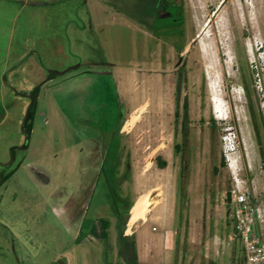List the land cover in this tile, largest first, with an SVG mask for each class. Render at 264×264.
<instances>
[{
    "label": "rangeland",
    "instance_id": "1",
    "mask_svg": "<svg viewBox=\"0 0 264 264\" xmlns=\"http://www.w3.org/2000/svg\"><path fill=\"white\" fill-rule=\"evenodd\" d=\"M101 1L0 0V109L3 93L9 110L0 178L11 174L0 182V264H127L116 202L134 205L148 192L157 202L130 234L138 264H245L241 241L230 242L235 225L222 200L233 183L224 150L234 148L230 157L260 197L264 0L246 8L238 0L224 8L221 0H190L195 40L184 66L175 71L176 54L160 76L156 40L145 36L154 32L157 0ZM182 31L171 27L162 37ZM21 61L41 86L27 147L31 98L5 84ZM96 62L123 69L83 73ZM133 68L138 73L129 75Z\"/></svg>",
    "mask_w": 264,
    "mask_h": 264
},
{
    "label": "flooded vegetation",
    "instance_id": "2",
    "mask_svg": "<svg viewBox=\"0 0 264 264\" xmlns=\"http://www.w3.org/2000/svg\"><path fill=\"white\" fill-rule=\"evenodd\" d=\"M229 1L230 0H221L219 8H224ZM101 2H104V0H102ZM23 3L26 4L25 2H23ZM238 3H239L238 5H240L243 8H246V6L248 4L249 5L252 4L251 2H249V0H238ZM33 5H40V4L33 3ZM176 9H177V11L180 12V15L178 17L174 16V11ZM154 11H155L156 16H154V18H151V21L153 24V31H154L151 33V35L153 37V40H156V51H155L156 59H161V62L164 60V62H162V64L168 66L169 64H167V63H170L171 59L168 55L166 45L167 44H173V45H175V49H176L177 56H178V60L174 64V68H175V71L180 70L184 66L185 60L183 59V56L186 54L184 51H185V48H186V45L188 42V36L190 34V31L192 30L191 26H193L192 25L193 15H192V11L190 8V0H157L156 1V7H154ZM77 16H78V13H77ZM90 17L91 18L93 17V15H91V11H90ZM79 18L82 19L81 17H79ZM87 19L88 18H86L85 20L87 21ZM239 20L240 19L238 16V18H237V20H235V22L239 23ZM82 21H83V19H82ZM181 25L183 26L182 32L170 33L167 35V37H169V38L162 37L163 31L165 33L171 27L175 31V28L178 26H181ZM170 38H172V40ZM181 38H182V40H181ZM165 39H167V40H165ZM174 40H177L178 42H176V41L174 42ZM181 41H183V44L181 43ZM159 43H162L161 49L158 47ZM79 65L81 66L83 64L81 63ZM85 65L88 68H86L87 70L84 71L83 73H86V74L90 73V74H94V75H98V76H103L106 74H112V68H113L112 64H107V63H103V62H101V63L96 62V63H88ZM80 66H78V67H80ZM51 74H54V75L51 76ZM51 74L47 80H51L52 78H54L55 75H57L54 72H52ZM32 92L33 91H31V93ZM40 92H41V86H40ZM31 93H29V97H30ZM18 94H20V93H18ZM21 95H24V94H21ZM39 95H40V93H39ZM38 98H39V96H38ZM31 102H32V100H31ZM30 107H31V105H30ZM30 107L28 108V110L30 109ZM28 110H27V113H28ZM36 115H37V113H36ZM26 116H27V114H26ZM26 116H25V118H26ZM122 120H123V117L120 120V126H119L118 131H117L118 135L120 137V140H121V137L124 133V127H125L124 124H122L123 123ZM120 162H121V159H120L119 163L117 164L118 167L115 169L114 175L116 177H117V171L120 167L119 166ZM125 168H126V171H128L130 169V163L128 160H125ZM120 199L121 200L116 202L118 207L115 208V214H116L115 217L117 218V220L119 222L122 221L123 218H125L127 216L126 215V207H127V205H129V204H125L123 202L124 199H122L121 197H120ZM119 206L122 209V211L119 209ZM127 224H128V220L126 222V225ZM125 236H131V235L126 234V229H125ZM120 246H122V253H123V254L121 253V256H123L125 258V262L127 264H129L133 259V255L130 253V249H129L130 247H129L128 241L121 240Z\"/></svg>",
    "mask_w": 264,
    "mask_h": 264
},
{
    "label": "built area",
    "instance_id": "3",
    "mask_svg": "<svg viewBox=\"0 0 264 264\" xmlns=\"http://www.w3.org/2000/svg\"><path fill=\"white\" fill-rule=\"evenodd\" d=\"M225 151L228 167L232 173V189L229 190L231 202H227V193L222 200L229 205L228 215L235 225V234L230 242L241 241L245 264H264V192L258 197L249 187L248 180L241 177L237 162L230 157L234 148Z\"/></svg>",
    "mask_w": 264,
    "mask_h": 264
},
{
    "label": "crops",
    "instance_id": "4",
    "mask_svg": "<svg viewBox=\"0 0 264 264\" xmlns=\"http://www.w3.org/2000/svg\"><path fill=\"white\" fill-rule=\"evenodd\" d=\"M145 33H146L145 36H147V38L153 39L151 33H149V32H145ZM199 36L200 35H198V37ZM194 40L195 39L192 38L191 35L189 34L188 42H187V45H186V48H185V51H184L185 53H187V51H188L189 44L192 41H194ZM161 46H162V43H159L158 47L160 49H161ZM166 47H167V51H168V55H169L170 59L173 60V58L177 54L176 49H175V45L167 44ZM153 60H154L155 66H157L156 67L157 70H155V73H157V76H160L161 75L160 74V69H161V67H163V64L161 62V59H156L155 52H154ZM22 64H23V62L21 61V63L19 65L15 66V69H12V70L8 71L9 73L6 74L7 75V81H5L6 82L5 84H7V82H8V83H10L9 85L12 87L11 88L12 90H15L16 92H18L20 94L27 95V94L31 93V91H33L36 88L38 82H31L30 81L29 77L31 76V73L30 72L28 73V70L25 68V66L22 67ZM121 69H123V68L122 67H118L116 65H113L112 74H114L115 72H117V73L122 72ZM137 70L138 69H134V68L133 69H129V75H130V73H132V74L133 73H138ZM163 71H165V70H163ZM24 75H26V76H24ZM4 80H5V78H4ZM5 84H2L1 87L4 88ZM2 91H3V89H2ZM3 98H5V95L2 93V99ZM2 99H1L2 108L0 109V114L2 113V115L0 116V128L5 125L4 121L9 117V110L8 109H4L3 105L5 104V101H3ZM126 234H128L127 231H126ZM156 241H158V243H159L160 241H162V238L161 239L158 238V239H156ZM137 242H139L138 244L140 246L144 243L140 238L137 240Z\"/></svg>",
    "mask_w": 264,
    "mask_h": 264
},
{
    "label": "trees",
    "instance_id": "5",
    "mask_svg": "<svg viewBox=\"0 0 264 264\" xmlns=\"http://www.w3.org/2000/svg\"><path fill=\"white\" fill-rule=\"evenodd\" d=\"M54 74H51V76H53ZM40 93V86L36 87L33 92L30 94V98L32 100L31 102V107L28 110L27 116L24 120V129L26 132V144L24 147H27V142L30 139V134L32 132L33 129V125H34V120L36 117V112H37V106H38V96ZM178 149V147H177ZM157 163H158V167L161 169H164L167 165L165 160H162L161 157H157ZM224 162H222L223 164ZM11 174L6 176V177H2L0 178V182L4 183L6 180H8L10 178ZM133 204H129L126 207V217L123 218L122 221H120L119 223L121 224L119 227V240H126L128 241L129 244V249H130V253L133 255V259L129 264H138V258L136 256V252H135V248H136V238L135 235H131V236H125V229H126V222L128 220V217L130 216V210L132 208Z\"/></svg>",
    "mask_w": 264,
    "mask_h": 264
},
{
    "label": "bare ground",
    "instance_id": "6",
    "mask_svg": "<svg viewBox=\"0 0 264 264\" xmlns=\"http://www.w3.org/2000/svg\"><path fill=\"white\" fill-rule=\"evenodd\" d=\"M138 117H133L129 126H133L137 122ZM128 124V122H127ZM127 124L124 127L126 130ZM151 192L145 193L143 195H139L136 202L132 207V212L128 220V228L127 233L130 235L132 228L139 222L145 221L147 219L148 213L152 207V205L157 202V198L154 199L150 196ZM155 197V196H154ZM154 207V206H153ZM152 210V209H151Z\"/></svg>",
    "mask_w": 264,
    "mask_h": 264
},
{
    "label": "water",
    "instance_id": "7",
    "mask_svg": "<svg viewBox=\"0 0 264 264\" xmlns=\"http://www.w3.org/2000/svg\"><path fill=\"white\" fill-rule=\"evenodd\" d=\"M78 66H80V65L73 66V67H71V68H69L68 70L63 71V72H57V71H55L54 73H56V74L66 73V72H68L69 70H72V69H74L75 67H78ZM37 175H38V177L42 180L43 183L48 184V183L50 182V178H49L48 176H46L45 174H43V173L37 171ZM227 202H228V203L231 202V195H230V192L227 193Z\"/></svg>",
    "mask_w": 264,
    "mask_h": 264
}]
</instances>
